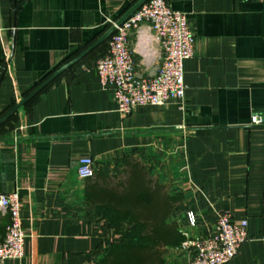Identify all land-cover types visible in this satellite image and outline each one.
I'll use <instances>...</instances> for the list:
<instances>
[{
	"label": "crops",
	"instance_id": "crops-1",
	"mask_svg": "<svg viewBox=\"0 0 264 264\" xmlns=\"http://www.w3.org/2000/svg\"><path fill=\"white\" fill-rule=\"evenodd\" d=\"M137 1L0 0V118ZM166 2L187 14L194 35L182 101L120 115L95 70L102 43L0 125V194L19 195L26 234L23 257L5 264H97L126 243L129 223L115 226L97 207L129 159L182 197L166 222L185 239L205 237L228 213L247 221L248 237L228 264H264V0ZM129 47L136 73L152 76L157 43L143 53L132 34ZM83 158L93 161L90 179L77 175ZM8 220L0 212V242ZM190 255L168 247L164 264Z\"/></svg>",
	"mask_w": 264,
	"mask_h": 264
},
{
	"label": "built area",
	"instance_id": "built-area-1",
	"mask_svg": "<svg viewBox=\"0 0 264 264\" xmlns=\"http://www.w3.org/2000/svg\"><path fill=\"white\" fill-rule=\"evenodd\" d=\"M116 21L110 22V27ZM109 27V28H110ZM135 37V46L143 53L153 41L159 52L148 50L159 65L152 76L136 73L133 50L129 38ZM194 35L186 13L175 11L166 0H148L126 21L116 27L107 42V51L95 63L101 87H109L114 95L116 111L129 116L137 108L162 107L171 101H182L185 94L183 65L193 52ZM252 124H262L258 116ZM93 161H78L77 175L81 179L93 176ZM19 195L0 194V212L8 215V224L0 242V264L20 260L24 255L25 231L20 214ZM189 225H195L193 213L187 214ZM247 221L235 223L228 213L217 215L212 230L203 238H186L180 245L188 251L189 264H228L247 241ZM264 241V233L261 235Z\"/></svg>",
	"mask_w": 264,
	"mask_h": 264
},
{
	"label": "trees",
	"instance_id": "trees-1",
	"mask_svg": "<svg viewBox=\"0 0 264 264\" xmlns=\"http://www.w3.org/2000/svg\"><path fill=\"white\" fill-rule=\"evenodd\" d=\"M125 168L124 179L100 194H104L106 203L97 209L115 226L118 221L129 223L127 242L115 245L97 264H164L166 248L178 247L185 241L177 226L166 222L182 197L168 196L139 162L129 159ZM87 197L90 199V194Z\"/></svg>",
	"mask_w": 264,
	"mask_h": 264
},
{
	"label": "water",
	"instance_id": "water-1",
	"mask_svg": "<svg viewBox=\"0 0 264 264\" xmlns=\"http://www.w3.org/2000/svg\"><path fill=\"white\" fill-rule=\"evenodd\" d=\"M148 0H138L124 15H122L115 23L114 26L110 27L99 39H97L92 45H90L86 50L80 53L77 57L69 61L59 70L54 72L50 77H48L43 83H41L38 87H36L19 105L12 108L8 113H6L3 117L0 118V125L3 124L7 119H9L12 115H14L19 108H21L24 104H26L31 98H33L36 94H38L44 87L50 84L55 78H57L61 73L72 67L74 64L79 62L83 57L89 54L91 51L96 49L99 45L106 42L110 36L115 32L116 27L120 26L124 21H126L136 10H138L143 4H145Z\"/></svg>",
	"mask_w": 264,
	"mask_h": 264
}]
</instances>
